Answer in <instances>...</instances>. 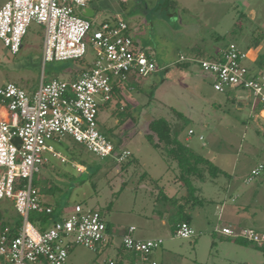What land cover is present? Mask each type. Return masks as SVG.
<instances>
[{"label":"rangeland","instance_id":"obj_1","mask_svg":"<svg viewBox=\"0 0 264 264\" xmlns=\"http://www.w3.org/2000/svg\"><path fill=\"white\" fill-rule=\"evenodd\" d=\"M6 1L0 0V8ZM90 5L96 9L94 21L123 16L133 36L154 52L160 68L136 89L123 88L112 105L99 113L101 131L115 145L122 139L133 155L124 162L101 159L66 136L63 146L82 158L85 167L64 151L61 156L51 155L35 174L40 176V189L55 191H41L44 198L53 207L62 208L64 216L72 214L81 202L85 209L98 207L106 223L119 221L125 230L135 225L141 237L162 238L163 245L153 252L158 264H264L260 244H244L218 231L235 223L264 232V172L247 180L254 167L264 164V121L252 118L247 122L238 101L229 96L247 95L248 90L231 87L218 91L212 74L194 63L177 61L181 54L215 56L232 42L240 48L263 42L264 0H92ZM44 39L45 26L35 20L30 22L18 53H12L0 38V87L11 81L34 93L42 79L67 78L66 72L91 65L96 58L95 49L88 45L83 60L45 61ZM261 97L251 93L252 102L257 98L258 103L263 102ZM124 111L127 114L120 116ZM154 118L167 119L183 141L193 129L188 144L197 145L199 151L202 143H209L207 151L199 152L216 156L224 169L217 182L189 179L191 192L180 189L192 201L198 202L203 195L212 199L196 205V235L190 239L174 237L171 213L175 206L169 207L163 200L164 184L153 180L163 177L166 183L180 174L177 161L148 140V124ZM228 187L239 199L226 196ZM2 202L8 205L1 204L0 211L9 220L17 212L10 199ZM122 242L123 237L116 235L109 248L94 250L73 244L66 264H108L110 259H118L115 245Z\"/></svg>","mask_w":264,"mask_h":264},{"label":"built area","instance_id":"obj_2","mask_svg":"<svg viewBox=\"0 0 264 264\" xmlns=\"http://www.w3.org/2000/svg\"><path fill=\"white\" fill-rule=\"evenodd\" d=\"M91 0H7L0 8V38L16 54L31 21L45 26V61L85 57L88 45L96 51L91 68L77 77L42 79L34 93L14 82L0 87V201L10 199L22 224L14 233L0 230V264H66L73 244L98 250L107 240V223L98 207L85 209L80 203L74 212L45 229L34 224L31 212L52 213L33 183L47 154L60 155L56 142L69 136L101 159L125 161L131 151L120 148L100 129L102 106L114 98V85L143 79L160 68L129 23L121 16L94 21L79 14ZM249 53L232 42L218 55L203 57L181 54L178 62L194 63L214 77L216 90L244 88L264 102V63L257 69L248 64ZM19 137L21 143L14 139ZM264 172L261 163L247 180ZM135 226L123 234V246L138 255L137 264H158L152 258L162 238L140 239ZM223 234L264 244V232L253 228L223 227ZM195 230L182 222L174 237L192 238ZM108 264H119L110 259Z\"/></svg>","mask_w":264,"mask_h":264},{"label":"crops","instance_id":"obj_3","mask_svg":"<svg viewBox=\"0 0 264 264\" xmlns=\"http://www.w3.org/2000/svg\"><path fill=\"white\" fill-rule=\"evenodd\" d=\"M90 2H92V0L90 1ZM90 2H89V4L85 7V9L86 8H90V9H92L93 11H94V15L96 14V9L93 7V6H91L90 5ZM84 9V10H85ZM84 10H81L82 12V14L84 15ZM94 15L92 16V17H89V18H91V19H93V17H94ZM85 16V15H84ZM115 16H121L120 14H117V15H115ZM115 16H113V17H115ZM113 17H111V18H113ZM122 18H123V16H121ZM109 19V18H108ZM125 19V18H124ZM126 20V19H125ZM127 21V20H126ZM131 27V26H130ZM131 31H132V29H131ZM261 41V40H260ZM259 40L257 41V44H256V46L255 47H250V48H242V49H244V50H247L248 51V53H249V59L247 60V62H248V64H250L252 67H254V68H258V67H261L262 66V64L264 63V40H263V42H260ZM146 50H147V53L152 57V58H154V52H152V50L149 48H146ZM221 51V50H220ZM220 51L216 54V55H218L219 53H220ZM155 59V58H154ZM189 64H191V63H189ZM201 69V68H200ZM192 72V71H191ZM66 74H67V78H72V77H77L79 74H76L75 75V73L73 72V70H69L68 72H66ZM192 74V73H191ZM141 81H145V79L143 78V79H136L135 77H132L131 79H130V81L128 82V84H126V83H121V84H119V90H117V94L119 93L120 95L122 94V91H124V89L123 88H132V89H136L137 88V85H139V83L141 82ZM195 82H197V80H195ZM4 85V84H3ZM2 85V86H3ZM198 85V84H197ZM199 86V85H198ZM200 88H201V86H199V90H200ZM238 89V88H237ZM153 93V92H152ZM228 93H230V92H228ZM116 94V95H117ZM153 95V94H152ZM230 97H232V99H234V101L236 102V101H238V105H239V107H238V109H239V111H241V113H244V115H241L242 117H244L245 119H246V121L248 122L250 119H252V118H255V119H257V120H263L264 121V102H259L258 103V98H257V100H255V102H252L251 101V93H248L247 95H238L237 93L235 94V95H233V96H231V94L229 95ZM155 97V96H154ZM114 99H115V96H114V98H113V100L112 101H110L108 104H107V106L106 107H109L110 105H112V103L114 102ZM123 99H124V97H123ZM251 103V104H250ZM103 110V109H102ZM237 118V117H236ZM153 120V119H152ZM151 120V121H152ZM119 121V119H117V121L116 122H118ZM150 121V122H151ZM149 122V123H150ZM149 125V124H148ZM207 125L210 127V123L208 122L207 123ZM150 131V130H149ZM150 133V132H149ZM148 133V134H149ZM147 134V135H148ZM194 135V130L193 129H190L189 130V132H188V134H187V136L185 137V141H183L181 138H179L180 140H182L184 143H186L189 147H191L192 149H193V152L194 153H196V154H198V155H202V156H204V157H206V158H208L213 164H217V167L220 169V171H222V170H224L223 168H221V166L220 165H218V163L216 162V160H217V158H216V156H211V157H209L208 155H209V153L206 155V154H202V153H200L199 151L200 150H205V151H207V147H208V145H209V143H202L201 145H200V149H199V151H198V146L196 145V146H194V144H193V146L194 147H192V146H190L188 143L190 142V140L192 139L191 137ZM122 139H119L118 140V142L121 144V146H119L120 148H126V147H124L123 146V144H122V141H121ZM199 140H201V141H203L204 140V136L203 135H201L200 134V136H199ZM117 142V143H118ZM56 144H61V145H64L63 144V141L62 142H56L55 143V148H56ZM64 147V146H63ZM64 148H66V147H64ZM128 149V148H127ZM130 150V149H129ZM56 151L60 154V152L61 151H58L57 150V148H56ZM131 151V150H130ZM209 151V150H208ZM90 152V151H89ZM62 153V152H61ZM56 156V155H53V154H51V153H48V155H47V159H49V157L50 156ZM133 155V152L131 151V155L129 156V157H131ZM58 156H61V155H58ZM79 159L81 160L82 158H80L79 157ZM73 160H75V161H77V162H79L82 166H84V164H82L79 160H76V159H73ZM127 160V159H126ZM125 160V161H126ZM137 162H139L140 163V161L139 160H137V159H135ZM218 161H219V163H220V159L218 158ZM46 162V161H45ZM124 162V161H123ZM117 163V162H116ZM80 165V166H81ZM85 167V166H84ZM140 167L142 168V166H141V163H140ZM255 168V167H254ZM143 169V168H142ZM40 173V172H39ZM143 175H145V173L143 174ZM219 175H220V173L217 175V176H215V177H211V176H206L205 177V179H199V178H194V177H191L190 179H195V180H200V181H203V183L204 184H206V182L207 181H216L217 182V178L219 177ZM153 180H154V182L156 181L157 183H159V184H164L163 185V190H165L162 194H163V200H165V203L166 204H168L169 205V207H172V206H175L174 207V209H173V211H172V213H171V216H172V218H171V223H172V225H173V228H174V225H175V223H177V222H174V219H176L175 218V213H177V212H179V213H187L188 215H189V219H190V221H189V223L192 225V227L194 228V230H195V235H196V229H195V227H194V225H193V221H194V217H195V215H196V212H197V209H196V205L197 204H205V202L206 203H210V202H212V199H210V197H205L204 195H203V197L201 198V197H199V200H198V202L199 203H197V204H192L191 202V197L189 196V194L187 195V194H184V192L182 191V192H180V189H186V193L188 192V187H187V185L181 180V178L179 177V175H177V176H175L174 178H173V180L172 181H170L171 180V178H169L168 179V181L166 182V183H163V180H164V178L163 177H161V178H153ZM249 181V180H248ZM202 187H203V185H202ZM195 189L196 190H201V192L203 193V189L202 188H196L195 187ZM226 196H231L232 197V200L233 201H236L237 199H239V196H233V194H232V192H231V189L228 187L227 188V190H226ZM44 198V197H43ZM191 199V200H190ZM44 200L48 203V204H52V202H50V201H48V200H46L45 198H44ZM190 200V201H189ZM183 201V202H182ZM182 202V203H181ZM79 203V202H78ZM195 203V202H194ZM77 204V203H76ZM223 206H224V204H223ZM166 210H168V208L166 209ZM174 213V214H173ZM63 216H64V214H63ZM62 216V217H63ZM162 224H166L167 223V220L165 219V218H162ZM119 222V221H118ZM118 222H114V224H111L110 222L109 223H107V234H108V238H107V240L102 244V246L101 247H103V248H109L110 246H114L113 244L112 245H110L111 244V242H114V238H115V236L116 235H121L122 237H123V234L125 233V232H127V229L125 230V229H123L122 228V226H121V224H120V222L118 223ZM179 222V221H178ZM231 224V223H230ZM230 224H226L225 226L226 227H231L230 226ZM232 226H233V228L234 229H243V228H241L239 225H237V224H235V223H233V224H231ZM131 226H135V225H131ZM130 226V227H131ZM225 226H223V227H225ZM222 227V228H223ZM129 229V228H128ZM137 227L135 226V231H134V236L135 237H137V238H140V239H150L149 237H141V236H139V235H137L136 234V231H137ZM123 230V231H122ZM125 230V231H124ZM220 230L221 229H218V231L220 232ZM194 235V236H195ZM154 237H152V239H153ZM177 238V237H176ZM193 238V237H192ZM233 238H241V237H233ZM182 239H190V238H182ZM241 239H245V238H241ZM245 240H247V239H245ZM118 243H116V245H115V250H116V253H117V262H119V264H137V259H138V255L136 256V257H133V255H132V253H131V251H128V250H126V249H124V247L122 246V244H118ZM163 245V244H162ZM161 245V246H162ZM160 246V247H161ZM159 247V248H160ZM158 249V248H157ZM157 249H155V250H157ZM152 258L156 261V259L154 258V255L152 254ZM134 262V263H133ZM197 264V263H196Z\"/></svg>","mask_w":264,"mask_h":264},{"label":"trees","instance_id":"obj_4","mask_svg":"<svg viewBox=\"0 0 264 264\" xmlns=\"http://www.w3.org/2000/svg\"><path fill=\"white\" fill-rule=\"evenodd\" d=\"M170 0H168L169 2ZM169 4V3H168ZM170 5V4H169ZM84 58H79L75 60H83ZM92 65H86L84 67H79L74 69V73L80 74L84 70H88L91 68ZM119 84L117 83L114 85V91L113 95L115 96L117 94V90H119ZM110 102V101H109ZM107 102L105 105L102 106V109L106 108ZM127 114L126 111L122 112L120 116H125ZM124 119V118H123ZM150 133L147 135L148 140L151 142V144L160 149H165L166 154L174 161H177L178 167L180 169L179 177L181 180L188 185L189 179L191 177L199 178V179H205L206 176L215 177L217 176L221 171L220 169L215 166L208 158L198 155L193 152V149L189 147L186 143H184L182 140L179 139V137L173 132L172 125L170 122L165 118H154L148 126ZM109 137V136H108ZM110 138V137H109ZM117 146H121V144L118 142ZM56 148L58 151L65 152V154L69 155L70 159H80L76 157V155L69 151L68 149L64 148L61 144H56ZM53 164L52 162H50ZM41 182L39 174L35 177H33V183L34 185L39 189L40 193L46 192V193H54L55 191L52 188L40 189L39 184ZM191 192L192 187L188 186V190ZM42 197L44 195L41 193ZM7 199V198H4ZM3 199V200H4ZM0 201L1 204H5V202ZM191 200V199H190ZM189 200V201H190ZM199 200V197H198ZM192 201V200H191ZM200 201V200H199ZM195 202V203H194ZM47 203V202H46ZM82 204L81 202H79ZM192 204H197L199 202L192 201ZM8 205V204H5ZM52 205V204H50ZM13 206V205H12ZM11 207V204H10ZM9 207V208H10ZM6 211H9V209H6ZM63 209L58 208L57 206L54 207L52 213H39V212H31L29 215V219L36 225L40 226L41 229H45L48 225L51 223L59 220L63 216ZM176 219H174L175 223L174 230L177 227L179 223L182 222H188L190 221L189 215L187 213H178L175 216ZM179 221V222H178ZM22 224V217L17 213L15 216H10V219H5L4 214L0 211V230L5 229L6 227H10L14 233L17 232L18 228ZM237 241L241 243H251L252 241L236 238ZM254 243V242H253ZM263 251H264V244L258 245ZM133 257H136L137 254L135 252H131ZM134 263V262H133Z\"/></svg>","mask_w":264,"mask_h":264},{"label":"water","instance_id":"obj_5","mask_svg":"<svg viewBox=\"0 0 264 264\" xmlns=\"http://www.w3.org/2000/svg\"><path fill=\"white\" fill-rule=\"evenodd\" d=\"M83 13L87 17H92L94 15V11L90 8H86ZM14 141L18 144L21 143V139L19 137H16Z\"/></svg>","mask_w":264,"mask_h":264}]
</instances>
